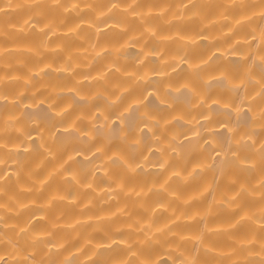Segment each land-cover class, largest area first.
Here are the masks:
<instances>
[{"label": "clouds", "instance_id": "clouds-1", "mask_svg": "<svg viewBox=\"0 0 264 264\" xmlns=\"http://www.w3.org/2000/svg\"><path fill=\"white\" fill-rule=\"evenodd\" d=\"M0 264H264V0H0Z\"/></svg>", "mask_w": 264, "mask_h": 264}, {"label": "bare ground", "instance_id": "bare-ground-1", "mask_svg": "<svg viewBox=\"0 0 264 264\" xmlns=\"http://www.w3.org/2000/svg\"><path fill=\"white\" fill-rule=\"evenodd\" d=\"M133 51H134V50H133ZM150 102L154 103V102H155V101H154V98H153ZM41 109H42L43 111H41L39 114H40V115H43V114H44V111H46V110L44 109V106H43V105L41 106Z\"/></svg>", "mask_w": 264, "mask_h": 264}]
</instances>
